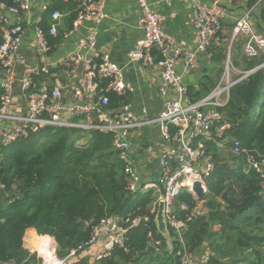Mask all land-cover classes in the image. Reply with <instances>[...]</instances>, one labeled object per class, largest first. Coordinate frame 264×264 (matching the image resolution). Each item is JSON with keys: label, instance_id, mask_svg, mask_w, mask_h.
<instances>
[{"label": "built area", "instance_id": "obj_1", "mask_svg": "<svg viewBox=\"0 0 264 264\" xmlns=\"http://www.w3.org/2000/svg\"><path fill=\"white\" fill-rule=\"evenodd\" d=\"M74 1L78 9L71 32H78L86 23L99 26L105 20L104 0ZM224 1L229 7L222 2L194 6L191 22L197 46L185 50L165 32L168 17L155 11L150 0H136L138 27L143 38L128 54V64L135 63L160 76L159 95L164 101L154 117L148 116L146 107L140 113L123 106L111 107L108 94L126 97L135 87L126 80L125 67L97 50L95 27L92 33L80 38L73 50L53 63L50 58L56 45L49 38L56 39L59 35L63 18L60 12L51 13L50 24L45 28L44 22L38 20L35 28L38 50L33 59H28L22 49L28 24L11 23L0 13V146L8 147L46 128L100 132L112 137V147L123 165L126 190L132 194L153 191L154 201L148 214L106 216L93 225L88 247L105 236L96 260L110 257L116 248L129 253L128 235L140 225L149 229L150 248L158 250L161 242L154 238L150 224L163 203L167 226L179 246L180 264H211L210 255L192 253L184 238L189 223L198 213L182 203L181 210L188 214L181 219L174 201L187 191L197 206L202 203L193 187L200 183L208 194L206 182L215 170V150H228L236 157H245L248 168L260 176L264 189V158L244 149L242 142L231 135L233 124L223 110L229 104L232 87L264 66L231 77L235 71L231 50L237 39L245 40L243 53L247 59L264 55V35L253 28L251 10L235 20L230 36L223 40L227 43L225 68L216 88L196 102L188 96L186 76L201 68L204 57H211L212 43L221 41L224 22L231 19V7L237 3V0ZM30 2L0 0V10L21 18L30 12ZM171 93L175 97L169 99ZM153 128L159 132L163 148L156 154L153 146H147V157L143 158L148 165L154 159L159 161L157 181L151 179L152 171H142L133 140L137 130ZM6 190L7 184L0 177V192ZM23 243L30 254L37 256L39 264H65L77 253L72 251L68 258L60 259L58 244L50 235L37 234L32 246L24 236Z\"/></svg>", "mask_w": 264, "mask_h": 264}, {"label": "trees", "instance_id": "obj_2", "mask_svg": "<svg viewBox=\"0 0 264 264\" xmlns=\"http://www.w3.org/2000/svg\"><path fill=\"white\" fill-rule=\"evenodd\" d=\"M257 2L249 0L248 7ZM58 8L60 4L52 9ZM49 40L57 45L60 39ZM217 52L214 57L222 68L214 77L205 76L198 88L189 86L192 102L210 94L222 76L226 54L222 48ZM233 65L248 72L264 65V59L243 57ZM108 97L113 109L129 103L126 97L113 93ZM227 116L233 124L231 135L242 142L244 149L264 158V66L232 87ZM214 152L215 170L206 182V210L199 212L197 201L187 191L174 201L179 218L185 219L188 214L181 210L182 203L198 213L184 234L188 248L197 256L210 255L211 264H264L261 178L248 168L245 157L233 155L231 159L236 162L229 165L221 150ZM0 177L7 184V190L0 192V264H39L37 256L24 248L28 229L53 237L60 259L77 251L68 264H180L177 242L174 254L165 251V239L158 233L154 218L150 230L161 242L156 252L149 250V229L140 225L128 235L129 253L116 248L102 260L83 256L89 248L92 227L102 218L145 215L154 201L153 191L132 194L126 190L123 165L109 135L80 129L32 132L25 140L0 146ZM226 191L238 203L248 196L263 195L252 203L250 211L236 212L218 200ZM216 225L219 232L213 231Z\"/></svg>", "mask_w": 264, "mask_h": 264}, {"label": "crops", "instance_id": "obj_3", "mask_svg": "<svg viewBox=\"0 0 264 264\" xmlns=\"http://www.w3.org/2000/svg\"><path fill=\"white\" fill-rule=\"evenodd\" d=\"M214 2H222L224 5L228 6L224 0H150L155 11L165 14L168 17L164 25L165 32L173 38L176 45L185 50H194L197 46L195 30L191 22L194 6L200 4L211 5ZM248 2L249 0H237V3L231 7V19L224 22V31L221 41L212 43L210 49L211 57H204L201 68L186 76L188 88L189 86L198 88L205 76L214 77L217 75L222 66L216 61L217 57L215 58L214 56L216 53L218 54L217 51L221 48L224 49L225 54H227V43L223 40L230 36L235 25V20L241 17L245 12L251 10L250 22L253 28L257 33L264 35V0H258L252 7H248ZM58 4H60V8L52 9L58 7ZM30 6V12L24 13L21 18L9 14L5 10H0V13L4 14L11 23L21 21L24 26L26 23L28 24L22 48L28 59H33L38 50L37 36L35 34L38 20H42V22L48 26L50 24L51 13L53 11H58L63 16L60 22L58 35L60 40L51 54V62H57L63 55L73 50L80 38L92 33L95 27L98 34L97 50L108 54L114 63L125 67V78L135 87V91L126 96L129 103L123 107H127L138 113L141 112L142 108L146 107L149 117H154L161 110L164 99L159 95L160 76L158 73L150 69H144L135 63L128 64V54L134 49L136 43L143 38V32L138 27V5L136 0H104L106 18L102 24L94 26L92 23H86L78 32H71L74 20L70 22L74 15L76 18V11L78 9L76 1L31 0ZM45 8L47 9L45 10ZM227 26H232L231 31L226 32ZM244 42L245 40L243 38H239L233 44L231 50L232 64L241 62V59L245 57L243 53ZM234 69L237 78L239 73L243 71L235 66ZM234 77L235 74H233V78ZM174 97L175 95L171 93L169 99ZM137 139H140V141H148V145L153 146L155 153L159 154L160 150L163 148V142L159 132L155 128L144 129L137 130L133 135L134 146H137V158L143 166L142 171L147 172L148 170H155L153 165H155V162L158 160L154 159V161L156 160L155 162L153 161L154 164L148 165L144 159L147 157V149L140 146L139 143H136ZM151 165L153 169L150 168ZM156 170L151 174V179L156 176ZM213 231L217 232L215 229H213ZM31 232H34L35 235H31ZM37 234L36 230L28 229L25 236L29 245L32 246L35 244ZM104 242L105 236L95 245L89 247L86 252H83V256L96 260L95 257Z\"/></svg>", "mask_w": 264, "mask_h": 264}, {"label": "water", "instance_id": "obj_4", "mask_svg": "<svg viewBox=\"0 0 264 264\" xmlns=\"http://www.w3.org/2000/svg\"><path fill=\"white\" fill-rule=\"evenodd\" d=\"M260 57H261V59H264V55H261ZM223 110L225 113H227L228 105L225 106L223 108ZM193 191L195 192L197 199L200 202L206 201L209 197L208 194L203 190L202 185L200 183H196L194 185ZM262 195H263L262 193H258V194L252 195V196H248L242 202L238 203V202L231 200L228 197V192L226 191L222 195L221 200L224 203L228 204L229 206L233 207L236 212H248L251 209L252 203L255 200H257L258 198H260ZM164 207H165L164 204L161 203L159 206L158 213H157L156 218H155V224H156V228H157L158 233L165 239V243H166L165 251L169 254H174V240H173L171 232L169 231V228H168L167 223H166V218H165V214H164ZM149 250L152 252L157 251L155 248H150ZM65 264H68V263H65Z\"/></svg>", "mask_w": 264, "mask_h": 264}, {"label": "rangeland", "instance_id": "obj_5", "mask_svg": "<svg viewBox=\"0 0 264 264\" xmlns=\"http://www.w3.org/2000/svg\"><path fill=\"white\" fill-rule=\"evenodd\" d=\"M228 28H226V32H229V31H231V28H232V26H227ZM232 62V61H231ZM233 74H235V77L234 78H236V73H234L233 71L231 72V77L233 78ZM261 102V101H260ZM141 139V138H140ZM140 139H137L136 141V143H139V145L140 146H142V147H147V146H149L148 145V141H145V140H141L140 141ZM223 153V155L227 158V162L229 163V165H233L236 161H233L231 158H234V156L233 155H231V153L228 151V150H224V151H222ZM156 161V160H155ZM154 161V162H155ZM154 164V163H153ZM154 166V169L156 170V176L153 178V181H157V179H158V168H159V161H156L155 162V165H153ZM150 168L151 169H153L152 168V165L150 166ZM155 170H153L151 173H153ZM219 201H222L221 200V198H219L218 199ZM223 202V201H222ZM198 210H199V212H204L205 210H206V201L205 202H202L201 204H200V206H198ZM213 229H215V231H217V232H219L220 231V226L219 225H216V226H214L213 227ZM31 235H34V234H31Z\"/></svg>", "mask_w": 264, "mask_h": 264}, {"label": "bare ground", "instance_id": "obj_6", "mask_svg": "<svg viewBox=\"0 0 264 264\" xmlns=\"http://www.w3.org/2000/svg\"><path fill=\"white\" fill-rule=\"evenodd\" d=\"M33 239H34V236H33ZM53 262H55V261H53Z\"/></svg>", "mask_w": 264, "mask_h": 264}]
</instances>
